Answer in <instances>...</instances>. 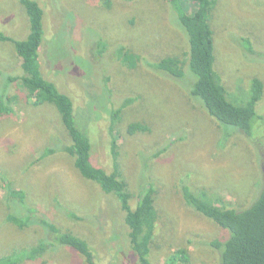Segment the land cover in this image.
<instances>
[{
	"label": "rangeland",
	"instance_id": "374dc122",
	"mask_svg": "<svg viewBox=\"0 0 264 264\" xmlns=\"http://www.w3.org/2000/svg\"><path fill=\"white\" fill-rule=\"evenodd\" d=\"M37 1L46 11L41 53L44 74L74 101L76 119L91 140L97 167L113 171V109L140 96L131 108L133 113L128 110L125 118L131 122L134 115L151 121L152 130L125 139L121 166L137 192L143 170L138 152L151 158L143 172L159 190L156 206L166 220L156 231L154 264L171 263L170 255L185 247L191 254L187 264H221L218 250L207 245L220 230L186 204L184 191L207 188L226 198L231 207L245 197L243 202L249 203L254 186L264 181L260 143L256 137L251 140L236 128L211 119L200 101L190 99L189 85L168 79L151 66L150 62H158L180 46L186 48L171 5L164 0H112L115 9L108 12L93 0ZM217 1L216 71L228 89L229 100L243 105L251 97L250 80L256 76L264 80V0ZM185 4L190 12L197 6L192 0ZM132 18H136V26L129 24ZM0 31L15 40L29 36V18L19 0H0ZM240 38L251 41L250 52L242 47ZM5 44L0 43L2 74L10 59L6 52L14 53ZM121 46L140 57L138 69L120 66L115 52ZM92 51L96 56L86 57ZM25 104L23 98L14 107L16 115L0 120V254L34 245L45 234L38 226L20 231L2 222L6 211L1 178L6 179V173L17 189L28 194L30 208L40 209L60 227L88 240L95 259L98 255L104 264H137L119 202L82 178L63 153L46 155L48 148L61 151L64 146L61 139L66 128L56 108ZM259 107L258 115L259 111L264 114V100ZM263 128V122L257 125L260 136ZM122 131L125 133L124 126ZM160 150L163 153L153 157ZM131 203L135 207L137 198ZM44 260L46 264H84L76 251L64 247L32 264Z\"/></svg>",
	"mask_w": 264,
	"mask_h": 264
},
{
	"label": "trees",
	"instance_id": "16d2710c",
	"mask_svg": "<svg viewBox=\"0 0 264 264\" xmlns=\"http://www.w3.org/2000/svg\"><path fill=\"white\" fill-rule=\"evenodd\" d=\"M19 1L27 12L30 34L24 40H15L0 31V43L11 45L14 51L12 54L9 51L6 52L10 59L5 63L7 69L5 68L4 74L0 72V85L2 77H6L5 75L8 77L3 84L4 90L0 92V120L16 115L14 107L23 98L26 101L25 105L28 106L38 108L50 104L54 109L56 108L66 128V135L63 134L61 139L64 146L61 151L48 148L46 155L63 153V157L67 159V162H72L82 178L98 185L105 194L113 196L119 202L137 264H154L153 251L154 247L158 246L155 242L156 231L159 223L166 225V220L162 218L156 206L159 190L152 178L146 177L143 172L149 168L151 158L146 152H138L143 170L142 178L136 186L137 192L133 191L121 166L122 143L125 139L144 135L152 130L151 121H145L134 115L131 122L125 118L126 112L133 110L131 108L140 96L128 98L118 109H113L110 128L114 138L111 148L113 171L107 172L97 167L93 163L91 140L76 119L74 101L44 74L41 53L45 43V32H47L46 11L37 0ZM93 1L108 12H113L115 9L112 0ZM164 1L174 10L173 17L176 18L179 34L186 48L184 45L180 46L171 54L160 58L158 62H150L151 66L157 72L165 74L168 79H178L189 85L190 99L200 101L211 119L236 128L240 134L251 140L256 137L260 143L259 157L261 174L264 177V133L260 136L257 130V125L264 123L261 121L264 119V114L259 111L258 115V108L262 106L264 100V80L257 76L250 80L251 97L248 102L236 105L230 101L228 89L216 71L214 22L219 11L217 7L219 2L192 0L197 6L190 12L185 0ZM137 23L136 18L129 20L131 26H136ZM240 39L245 51L250 52L251 41L247 38ZM104 49L107 50V46ZM131 50L133 51L121 46L115 52V58L119 60L122 68L136 70L139 68L140 57ZM103 53L105 51L102 50L101 55ZM85 54L88 58L96 56L93 51L91 54L88 52ZM133 72L135 74V71ZM122 126L125 127V133L122 131ZM161 153L163 150L158 151L153 157H159ZM8 176L5 173L6 179L1 178L2 190L5 194L3 206L6 211L1 218L2 222L20 231H26L29 227L35 226L36 229L42 228L45 234L34 245L14 247L0 254V264L36 263L58 247L76 251L84 259V264H104L98 255L96 257L98 259H95L96 252L94 253L91 249L88 240L76 235L70 229L60 227L49 216L41 214L40 209L30 208L32 205L29 203L28 194L17 189ZM142 179L146 182L141 183ZM183 197L191 209L220 230L217 237L207 241V245L218 250L217 259L221 258V264H264V181L262 183L261 180L254 186V194L249 203L243 202L246 198L244 196L245 198L241 201L237 200L239 203L235 207H231V203L226 201V198L209 192L207 188L198 192L189 188L185 189ZM136 198L137 203L133 207L131 202ZM48 235L52 240L48 238ZM173 254L175 256L172 258ZM168 260L171 261L168 264H176L177 261L181 264L189 263L191 260L189 248L174 251ZM42 262V264L47 263L46 260Z\"/></svg>",
	"mask_w": 264,
	"mask_h": 264
}]
</instances>
